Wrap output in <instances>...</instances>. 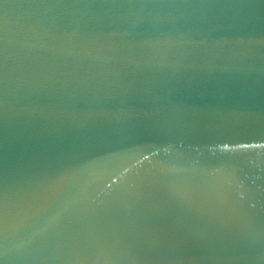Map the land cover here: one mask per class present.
<instances>
[{"label": "water", "instance_id": "obj_1", "mask_svg": "<svg viewBox=\"0 0 264 264\" xmlns=\"http://www.w3.org/2000/svg\"><path fill=\"white\" fill-rule=\"evenodd\" d=\"M0 264H264V106L0 131Z\"/></svg>", "mask_w": 264, "mask_h": 264}]
</instances>
